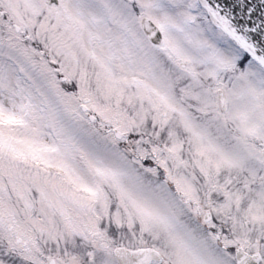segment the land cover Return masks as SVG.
Here are the masks:
<instances>
[{
  "label": "snow or ice",
  "instance_id": "obj_1",
  "mask_svg": "<svg viewBox=\"0 0 264 264\" xmlns=\"http://www.w3.org/2000/svg\"><path fill=\"white\" fill-rule=\"evenodd\" d=\"M0 264H264V0H0Z\"/></svg>",
  "mask_w": 264,
  "mask_h": 264
}]
</instances>
